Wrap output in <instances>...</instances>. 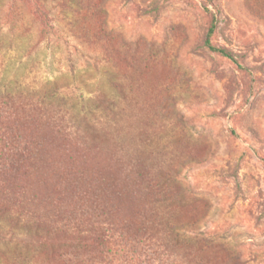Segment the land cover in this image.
<instances>
[{
  "label": "rangeland",
  "instance_id": "rangeland-1",
  "mask_svg": "<svg viewBox=\"0 0 264 264\" xmlns=\"http://www.w3.org/2000/svg\"><path fill=\"white\" fill-rule=\"evenodd\" d=\"M26 1L0 0V103L56 91L50 155L83 175L35 193L93 215L107 192L145 264H264V0Z\"/></svg>",
  "mask_w": 264,
  "mask_h": 264
},
{
  "label": "trees",
  "instance_id": "trees-1",
  "mask_svg": "<svg viewBox=\"0 0 264 264\" xmlns=\"http://www.w3.org/2000/svg\"><path fill=\"white\" fill-rule=\"evenodd\" d=\"M26 2L36 4L33 0ZM39 17L35 20L41 22ZM214 21L213 17L204 44L233 60L232 53L210 42ZM39 34L44 38L42 29ZM45 90L44 86H6L3 91L7 95L0 103V264H145L136 252L140 242L136 235L142 228L137 221L125 223L115 238L110 233L114 223L102 219L107 215L103 211L107 192L96 191L102 204L93 216L80 208L68 211L49 206L45 193L36 194L32 188V181L43 182L48 170L63 183H78L76 179L83 177L74 167L62 170L58 159L50 155L51 144L63 134L57 127L58 120H50L47 114L49 106L54 105L47 98H57L58 94L54 91L55 96L49 97ZM55 155H60L59 149ZM120 182H124L123 177L111 185L118 187ZM112 195L120 197L114 190Z\"/></svg>",
  "mask_w": 264,
  "mask_h": 264
}]
</instances>
